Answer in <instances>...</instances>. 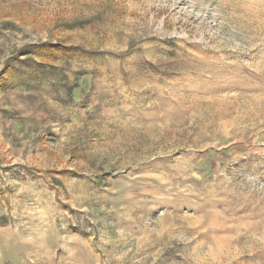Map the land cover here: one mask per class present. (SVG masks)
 I'll list each match as a JSON object with an SVG mask.
<instances>
[{"label": "rangeland", "instance_id": "rangeland-1", "mask_svg": "<svg viewBox=\"0 0 264 264\" xmlns=\"http://www.w3.org/2000/svg\"><path fill=\"white\" fill-rule=\"evenodd\" d=\"M7 64L0 264H264V0H0Z\"/></svg>", "mask_w": 264, "mask_h": 264}, {"label": "trees", "instance_id": "trees-1", "mask_svg": "<svg viewBox=\"0 0 264 264\" xmlns=\"http://www.w3.org/2000/svg\"><path fill=\"white\" fill-rule=\"evenodd\" d=\"M40 50V51H45V50H49V51H58V50H63V51H68V48H65V45H58V46H51V47H47V45H40L37 48H35V50H32V52L34 53L35 51ZM32 61V65L35 67L36 72L39 73H45V74H50V75H57L59 74V68L57 66H50L51 67V71L48 72V69L46 65H44L43 63L36 61L34 58H29ZM16 70V66L13 64H7L5 67H3L2 70H0V89H3L6 85V79L9 75H12L15 73Z\"/></svg>", "mask_w": 264, "mask_h": 264}]
</instances>
